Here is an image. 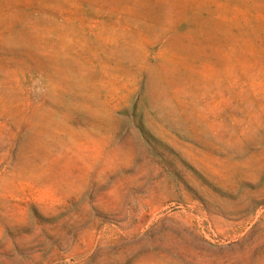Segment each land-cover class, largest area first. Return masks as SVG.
I'll list each match as a JSON object with an SVG mask.
<instances>
[{"label":"rangeland","instance_id":"rangeland-1","mask_svg":"<svg viewBox=\"0 0 264 264\" xmlns=\"http://www.w3.org/2000/svg\"><path fill=\"white\" fill-rule=\"evenodd\" d=\"M0 264H264V0H0Z\"/></svg>","mask_w":264,"mask_h":264}]
</instances>
